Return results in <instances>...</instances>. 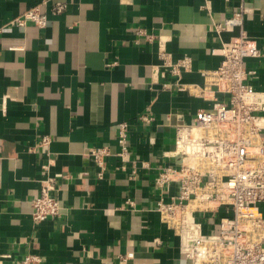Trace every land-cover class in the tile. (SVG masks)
<instances>
[{"label":"crops","instance_id":"obj_1","mask_svg":"<svg viewBox=\"0 0 264 264\" xmlns=\"http://www.w3.org/2000/svg\"><path fill=\"white\" fill-rule=\"evenodd\" d=\"M41 1L0 0V264L30 252L41 253L43 264H187L179 237L155 210V167L170 162L164 154L174 149V125L192 122L212 102L163 90L158 43L139 30L163 37L174 59L191 57L194 70L184 82L204 84L201 71L222 61L213 50L241 32L214 30L230 16L233 3L52 0L43 7L46 28L12 24ZM54 2L65 3L66 10L54 15ZM248 4L257 12L246 17L244 29L264 44V0ZM247 65L258 69L254 85L264 91V63ZM149 109L157 125L141 122ZM123 122L133 127L132 157L152 169L140 166L132 180L113 157L99 179L87 151L107 146L119 152ZM44 136L52 138L48 145L42 144ZM50 160L54 164L46 171L42 166ZM48 176L56 178L66 210L60 219L37 224L31 199ZM172 192H178L176 185ZM129 253L134 256L126 259Z\"/></svg>","mask_w":264,"mask_h":264},{"label":"built area","instance_id":"obj_2","mask_svg":"<svg viewBox=\"0 0 264 264\" xmlns=\"http://www.w3.org/2000/svg\"><path fill=\"white\" fill-rule=\"evenodd\" d=\"M226 1L233 3L231 14L214 30L220 34L239 28L241 32L213 50L222 61L216 69L201 71L204 84L184 82V75L194 70L191 57L174 59L163 37L139 30L148 42L158 43L162 63L156 68L157 81L163 90L177 89L212 102L210 107L199 109L192 122L174 125V149L164 154L170 162L155 167L154 185L160 193L155 210L179 237L180 255L187 264H264V91L254 85L259 79L258 69L247 65L249 61L264 63V44L244 29L246 17L257 12L248 4L250 0ZM50 2L42 0L12 24L46 28L49 17L43 7ZM66 8L65 3H52L54 15L62 14ZM220 95L225 99L221 100ZM140 120L147 126L157 125L150 109ZM132 130L130 123H120L117 153L107 146L89 147L87 157L99 168V179L104 178L113 157L121 161L118 170H130L132 180L137 179L140 166L152 169L148 162L132 157ZM51 141L50 136H44L42 144ZM151 143L154 145L155 139ZM53 164L54 160H50L42 167L49 171ZM173 185L178 187L177 193L172 192ZM59 191L56 178L42 180L39 195L31 199L35 223L63 216L66 209ZM127 203L134 206L132 200ZM133 256L129 253L125 258ZM3 257L11 259L10 255ZM43 262L41 253L30 252L8 264Z\"/></svg>","mask_w":264,"mask_h":264}]
</instances>
